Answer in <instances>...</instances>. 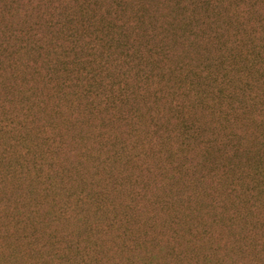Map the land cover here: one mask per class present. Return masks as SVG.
Listing matches in <instances>:
<instances>
[{
  "label": "trees",
  "instance_id": "1",
  "mask_svg": "<svg viewBox=\"0 0 264 264\" xmlns=\"http://www.w3.org/2000/svg\"><path fill=\"white\" fill-rule=\"evenodd\" d=\"M22 1L0 4V88L5 103L18 106L15 114L0 118V141L11 135L2 152L8 166L0 175L7 179L10 171L20 176L33 172L29 188L47 179L45 190L54 191V200L60 201L52 220L80 215L88 228L92 223L82 206L94 199L104 211V192L89 194L86 182L73 192L68 182L75 181V168L53 161L73 130L87 128L101 142L117 122L135 133L144 119L156 124L167 110L182 121L177 135L185 144L200 128L194 116H183L191 105L227 100L226 116H221L228 121L234 113L264 115V88L261 94L255 90L264 84V0H29L27 6ZM9 21V29L3 28ZM37 126L31 139L26 131ZM83 136L92 139L87 132ZM230 140L236 141V151L243 149L239 132ZM45 148L43 162L37 153ZM255 158L253 166L247 160L242 173L252 167L247 192L256 207L264 203V155ZM52 163L58 164L57 182L56 174L43 176ZM236 191L232 184L230 194ZM109 221L117 223L115 217ZM3 228L11 240L10 230H23L18 220ZM66 235L52 237L59 258H69L62 259L65 264H91L93 258L86 260L84 251L94 249L98 261V230L95 242L82 231L80 241ZM23 237L29 249L32 239ZM32 242L40 251L39 241Z\"/></svg>",
  "mask_w": 264,
  "mask_h": 264
},
{
  "label": "rangeland",
  "instance_id": "2",
  "mask_svg": "<svg viewBox=\"0 0 264 264\" xmlns=\"http://www.w3.org/2000/svg\"><path fill=\"white\" fill-rule=\"evenodd\" d=\"M10 1L0 0V4ZM22 2L29 4V0ZM10 24L2 27L9 29ZM228 40L231 44L232 35ZM263 88L258 83L255 90L261 94ZM4 97L0 88L1 119L18 108L5 103ZM227 107V100H207L186 109L185 120L194 116L200 128L185 144L177 135L182 121H176L167 110L156 124L144 119L135 133L129 125L117 122L101 142L93 140V131L87 128L65 135L53 161L75 168L77 176L68 186L77 193L86 182L89 194L104 192V211L91 202L94 199L82 206L92 223L88 228L82 226L80 215L63 222L52 220L60 201L54 200V191L45 190L47 179L29 188L33 172L20 176L10 171L7 179L0 175V247L11 241L3 248V258L0 255L2 264H65L62 259L69 258L66 254L59 258L54 251L57 240L52 237L67 234L65 237L76 236L80 241L82 231L95 242L97 230L99 248L102 246L98 261L96 249L84 251L86 260L94 259L91 264H264V203L255 207L249 201L251 178L247 176L252 167L248 166V174L242 173L248 159L253 166L255 157L264 155V115L257 117L256 110L248 118L234 113L228 121L221 116H226L222 110ZM38 128L26 131L31 132V139ZM86 132L92 139L83 136ZM235 132L243 138L241 151L234 149L236 141H228ZM47 135H51L49 131ZM10 136L0 141V174L8 166L2 152ZM209 141H213L211 146ZM54 145L56 148L58 143ZM44 150L38 149L40 159H44L40 157ZM57 168L56 163L46 165L43 176L56 174L57 182ZM232 184L237 191L230 194ZM112 217L117 219L114 225L109 221ZM17 220L23 230H10L11 240L4 236L3 227ZM23 235L39 241L41 250H34L32 241L28 249L29 239Z\"/></svg>",
  "mask_w": 264,
  "mask_h": 264
}]
</instances>
